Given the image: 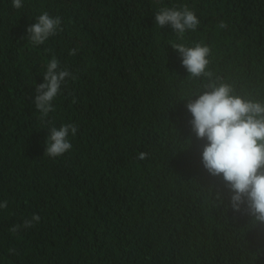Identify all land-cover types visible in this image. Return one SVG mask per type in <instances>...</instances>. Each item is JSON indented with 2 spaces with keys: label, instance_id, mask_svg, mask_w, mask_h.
Instances as JSON below:
<instances>
[{
  "label": "trees",
  "instance_id": "obj_1",
  "mask_svg": "<svg viewBox=\"0 0 264 264\" xmlns=\"http://www.w3.org/2000/svg\"><path fill=\"white\" fill-rule=\"evenodd\" d=\"M184 5L195 31L155 24ZM44 12L62 30L34 46ZM174 43L209 46L211 79L264 102V0H0V264H264V224L202 165L186 97L208 78H188ZM53 57L71 75L42 120L35 86ZM65 124L72 148L44 156Z\"/></svg>",
  "mask_w": 264,
  "mask_h": 264
},
{
  "label": "clouds",
  "instance_id": "obj_2",
  "mask_svg": "<svg viewBox=\"0 0 264 264\" xmlns=\"http://www.w3.org/2000/svg\"><path fill=\"white\" fill-rule=\"evenodd\" d=\"M16 9L22 7V0H12ZM36 22L27 29V41L32 45H42L60 29L61 18L51 17L47 12L39 15ZM155 24L160 28L170 25L179 38L187 31H195L200 20L187 5L181 9L162 7L155 13ZM226 25L222 22L221 28ZM171 47L182 58V66L188 72V78L199 80L208 78L201 90L186 97V108L191 113V131L197 139L206 140L201 153V162L213 177L222 175L226 187L230 190V207L233 211H243L252 217L255 225L264 224V102L234 94L232 86L226 82L211 79L208 70L211 49L207 45L196 43L189 47L174 43ZM70 50V55L76 54ZM71 74L59 70V61L53 57L46 65L43 83L36 84L35 108L43 120L53 111L52 101L57 97L65 77ZM195 97V99H193ZM44 156L56 158L72 148L69 134L75 136L77 126L65 124L59 128L48 129ZM147 153H140L138 159H145ZM7 201L0 208L7 207ZM33 221L40 217L33 215L23 225H14L11 232L21 228H30Z\"/></svg>",
  "mask_w": 264,
  "mask_h": 264
}]
</instances>
